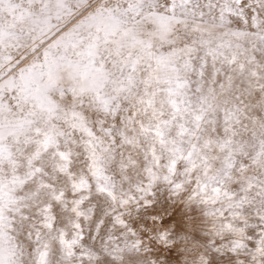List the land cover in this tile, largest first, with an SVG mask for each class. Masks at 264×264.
Here are the masks:
<instances>
[{
    "label": "snow or ice",
    "instance_id": "obj_1",
    "mask_svg": "<svg viewBox=\"0 0 264 264\" xmlns=\"http://www.w3.org/2000/svg\"><path fill=\"white\" fill-rule=\"evenodd\" d=\"M0 264H264V0H0Z\"/></svg>",
    "mask_w": 264,
    "mask_h": 264
},
{
    "label": "rangeland",
    "instance_id": "obj_2",
    "mask_svg": "<svg viewBox=\"0 0 264 264\" xmlns=\"http://www.w3.org/2000/svg\"><path fill=\"white\" fill-rule=\"evenodd\" d=\"M159 203H160V205L163 206V207H168L167 203H166L165 201H163V200H161ZM170 210H172V209H170ZM174 210H175L176 213H177V217H173V219H177V218H178V215H179V213H180V211H181V209H180L179 207H175ZM173 255H174V254H173Z\"/></svg>",
    "mask_w": 264,
    "mask_h": 264
}]
</instances>
